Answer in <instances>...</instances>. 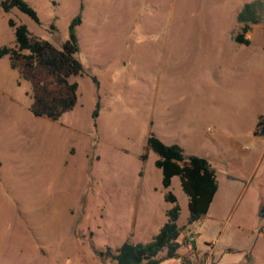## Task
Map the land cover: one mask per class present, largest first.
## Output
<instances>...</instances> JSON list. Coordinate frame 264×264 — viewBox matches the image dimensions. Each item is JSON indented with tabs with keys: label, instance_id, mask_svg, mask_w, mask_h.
Wrapping results in <instances>:
<instances>
[{
	"label": "rangeland",
	"instance_id": "1",
	"mask_svg": "<svg viewBox=\"0 0 264 264\" xmlns=\"http://www.w3.org/2000/svg\"><path fill=\"white\" fill-rule=\"evenodd\" d=\"M26 1L40 23L0 8V46L15 45L12 18L60 48L81 14L85 72L69 79L75 105L52 120L32 106L57 90L54 76L0 57V264H115L97 251L150 240L168 190L181 246L159 264H264V13L244 45L236 15L251 0ZM150 133L215 169L213 201L192 224L178 177L161 185Z\"/></svg>",
	"mask_w": 264,
	"mask_h": 264
},
{
	"label": "trees",
	"instance_id": "2",
	"mask_svg": "<svg viewBox=\"0 0 264 264\" xmlns=\"http://www.w3.org/2000/svg\"><path fill=\"white\" fill-rule=\"evenodd\" d=\"M0 8L4 12L16 8L35 23H40L37 11L26 0H0ZM263 13L264 0L244 3L236 15L239 30L233 35V40L249 45L250 39L246 35L252 25L262 20ZM7 23L13 29L15 45L0 46V57L7 55L13 69L17 60L23 59L29 65L41 67L54 76L57 90L47 97L34 95L32 112L37 116L58 119L62 113L75 105L78 98V82L69 79L85 72L77 57L80 47L76 27L81 23V14H77L70 21L68 37L60 48L32 35L25 23L16 22L12 18H8ZM91 79L98 86L96 76L92 75ZM97 115L98 102L92 117L95 119ZM146 147L157 154L154 165L161 170L163 188H168L173 177H178L181 189L187 196V223L192 224L206 214L218 189L215 169L208 159L195 154L185 155L178 144H167L153 133L147 136ZM141 158L144 159L145 154L141 155ZM164 200L172 205L166 210L165 222L150 240L125 241L114 249L106 247L99 250L97 254L114 260L115 264H159L163 259L178 258V249L181 246L178 238L182 231V227L177 224L180 206L177 197L170 190L165 192ZM161 251H164V254L159 257Z\"/></svg>",
	"mask_w": 264,
	"mask_h": 264
},
{
	"label": "crops",
	"instance_id": "3",
	"mask_svg": "<svg viewBox=\"0 0 264 264\" xmlns=\"http://www.w3.org/2000/svg\"><path fill=\"white\" fill-rule=\"evenodd\" d=\"M161 138L164 139V140L166 139V140H165V141H166L165 143H167V144H174V143H175V142H173V140H167V137H166V138H163V136H161ZM162 139H161V140H162ZM215 173H216V172H215Z\"/></svg>",
	"mask_w": 264,
	"mask_h": 264
},
{
	"label": "water",
	"instance_id": "4",
	"mask_svg": "<svg viewBox=\"0 0 264 264\" xmlns=\"http://www.w3.org/2000/svg\"><path fill=\"white\" fill-rule=\"evenodd\" d=\"M261 121H262L261 134L264 135V118H263ZM263 214H264V213H263Z\"/></svg>",
	"mask_w": 264,
	"mask_h": 264
},
{
	"label": "flooded vegetation",
	"instance_id": "5",
	"mask_svg": "<svg viewBox=\"0 0 264 264\" xmlns=\"http://www.w3.org/2000/svg\"><path fill=\"white\" fill-rule=\"evenodd\" d=\"M259 124L262 126V121H261V119L259 120Z\"/></svg>",
	"mask_w": 264,
	"mask_h": 264
}]
</instances>
